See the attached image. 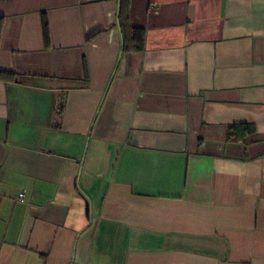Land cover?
I'll use <instances>...</instances> for the list:
<instances>
[{"label":"crops","instance_id":"crops-1","mask_svg":"<svg viewBox=\"0 0 264 264\" xmlns=\"http://www.w3.org/2000/svg\"><path fill=\"white\" fill-rule=\"evenodd\" d=\"M117 9L0 0V264H264V0Z\"/></svg>","mask_w":264,"mask_h":264},{"label":"trees","instance_id":"trees-1","mask_svg":"<svg viewBox=\"0 0 264 264\" xmlns=\"http://www.w3.org/2000/svg\"><path fill=\"white\" fill-rule=\"evenodd\" d=\"M128 10H129V0H118L117 25L121 36L122 49L140 50L143 44L144 33L141 29L133 28L130 25ZM6 76H10V78L14 77V75L10 73L0 72V78L4 79V77ZM230 128H231V131L229 130L230 134H234L237 136H240L238 130L242 128H243V130L241 131L242 134L251 133L254 131V128L247 124L231 125Z\"/></svg>","mask_w":264,"mask_h":264},{"label":"built area","instance_id":"built-area-1","mask_svg":"<svg viewBox=\"0 0 264 264\" xmlns=\"http://www.w3.org/2000/svg\"><path fill=\"white\" fill-rule=\"evenodd\" d=\"M19 197L21 198L22 197V194H19Z\"/></svg>","mask_w":264,"mask_h":264}]
</instances>
